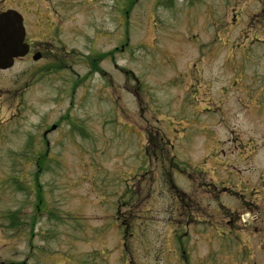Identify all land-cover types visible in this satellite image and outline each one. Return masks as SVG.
Wrapping results in <instances>:
<instances>
[{
    "label": "rangeland",
    "instance_id": "374dc122",
    "mask_svg": "<svg viewBox=\"0 0 264 264\" xmlns=\"http://www.w3.org/2000/svg\"><path fill=\"white\" fill-rule=\"evenodd\" d=\"M102 3L76 6L65 24L77 26L64 35L82 47L101 30L110 36L98 37V49H113L97 58L107 75L85 80V60L74 61L82 84L73 104L66 93L54 98L63 80L44 79L43 62L33 92L31 62L0 73V83L15 79L23 108L22 122L6 126L19 151H0V264H222L245 247L264 264L248 238L260 222L225 232L202 202L207 190L211 208L226 204V169L246 175L221 141L247 121V97L237 99L254 70L253 101L264 99V0ZM262 106L253 115L264 116ZM31 123L36 135L22 131ZM43 130L52 133L48 151ZM145 132L162 139L157 151L147 150Z\"/></svg>",
    "mask_w": 264,
    "mask_h": 264
},
{
    "label": "flooded vegetation",
    "instance_id": "af4514ba",
    "mask_svg": "<svg viewBox=\"0 0 264 264\" xmlns=\"http://www.w3.org/2000/svg\"><path fill=\"white\" fill-rule=\"evenodd\" d=\"M117 2L119 3L116 6H129L130 0H117ZM98 3H102V0H0V17L12 13V25H21L24 28L23 43L27 45V54L24 57L18 58L17 61L27 60V62H31L26 74L31 83L27 84L26 90H32L33 92L34 67L43 62L45 67L40 72L44 79L50 74H54V76L57 74L60 75L58 78L62 77L63 80V84L52 85V90L55 92L54 98H59L61 94L67 91L64 98L68 96L70 101H72L75 99L77 90L80 89L79 86L82 84V76L76 71L74 61L84 59L89 71L88 74L91 75L93 72L96 73L99 55L100 58H103L113 54L112 46L108 47L109 44H106L104 51H101L97 47L98 37H103L104 41H107V38L110 36L107 32L101 30L100 32H95L89 40L84 43L82 42L83 47L80 45L81 43L68 39L64 35L66 31L70 34H78L75 24L69 28L65 27L66 23L71 22L70 19L74 20L77 11L76 6H98ZM16 37V40L20 39L18 35ZM81 48H85V50L83 51ZM116 49L119 48L117 47ZM121 50L124 51L123 45L121 46ZM36 55L40 57L38 61L33 60ZM67 69L74 72L73 81L69 82V84H65L64 82ZM7 71L0 70V73ZM256 72L257 70H254L253 74H250L249 78L251 82L245 85V90L240 91L241 97L237 99L238 102L242 103L246 96L248 100L247 102H243V104H247L245 110L250 112L246 115L247 121L242 123L243 129H231L228 132L227 139L221 141L224 146L228 147L227 156L229 158L233 157L234 161L237 160L238 164L245 165L243 172L246 175H238L226 169L223 174L224 177L222 179L219 178L222 193L228 198L226 199V204H222L217 208H211L210 200L212 198H209L208 194H205V192H208L207 190L202 196V202L207 213H212L214 216V212L216 211L217 222L225 232L230 233L231 230L241 232L244 229L240 224L246 225L249 222L253 224L259 221L261 229L257 230L258 233L249 234L248 238L253 250L255 248L263 250L264 237L259 235V233H264V116L253 115L251 107L262 108L264 99L257 95L254 101L252 98L257 92L253 86ZM88 77L85 76L83 79L86 80ZM7 81V83H0V151L17 153L19 149L15 146L16 143L11 141L13 135L10 138V133H12L11 127L7 130L6 126L13 123L18 117L19 120L22 119L20 113H22L23 108L21 103L17 104L18 90L16 89L17 84L15 79L12 78ZM220 90L225 92L226 88L223 87V90ZM45 99L47 98L45 97ZM26 102V110L32 112L30 98ZM32 124L29 127L26 125L25 130L22 131L32 133V135L35 134ZM259 126L260 129L258 128ZM46 130L42 131L40 139L45 143V150L48 151L50 146L48 136L50 132ZM52 130H56V127L54 126ZM36 144L37 142L34 143V148L32 149L39 148ZM231 148L233 149L230 150ZM25 149H30V143L25 142V146L21 150L26 151ZM250 207H254L256 211H245ZM254 239L255 241L253 242ZM223 242L224 240H222ZM246 252V247L240 251L236 250L235 254L230 252L228 255H224L219 262H222V264H256V262L251 260L252 255L250 256ZM239 257L241 259H238ZM261 260L264 261V255ZM1 264H5V262L2 261ZM9 264H15V262L10 259Z\"/></svg>",
    "mask_w": 264,
    "mask_h": 264
},
{
    "label": "water",
    "instance_id": "95a60500",
    "mask_svg": "<svg viewBox=\"0 0 264 264\" xmlns=\"http://www.w3.org/2000/svg\"><path fill=\"white\" fill-rule=\"evenodd\" d=\"M11 15L0 17V68L6 69L13 66L14 57L24 55L21 52L23 39L15 41V34L20 33L19 25H10ZM12 37L13 40L10 38Z\"/></svg>",
    "mask_w": 264,
    "mask_h": 264
},
{
    "label": "trees",
    "instance_id": "16d2710c",
    "mask_svg": "<svg viewBox=\"0 0 264 264\" xmlns=\"http://www.w3.org/2000/svg\"><path fill=\"white\" fill-rule=\"evenodd\" d=\"M156 139H152V136L151 135H149V145H148V149L150 150V149H158L157 147H158V145L159 144H156ZM130 229V227L128 226L127 227V231Z\"/></svg>",
    "mask_w": 264,
    "mask_h": 264
}]
</instances>
